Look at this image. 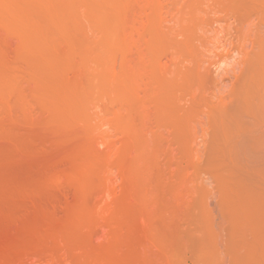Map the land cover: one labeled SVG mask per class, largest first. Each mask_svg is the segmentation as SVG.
Wrapping results in <instances>:
<instances>
[{
    "label": "rangeland",
    "instance_id": "rangeland-1",
    "mask_svg": "<svg viewBox=\"0 0 264 264\" xmlns=\"http://www.w3.org/2000/svg\"><path fill=\"white\" fill-rule=\"evenodd\" d=\"M263 120L264 0H0V264H264Z\"/></svg>",
    "mask_w": 264,
    "mask_h": 264
},
{
    "label": "bare ground",
    "instance_id": "bare-ground-1",
    "mask_svg": "<svg viewBox=\"0 0 264 264\" xmlns=\"http://www.w3.org/2000/svg\"><path fill=\"white\" fill-rule=\"evenodd\" d=\"M257 84H258V83H257ZM240 90H241V89H240ZM248 96H249V95H248ZM244 102H245V101H244ZM261 106H262V105H261ZM239 107H240V106H239ZM240 109H241V108H240ZM238 110H239V109H238ZM249 110H250V109H249ZM258 110H259V109H258ZM239 111H240V110H239ZM241 114H242V113H241ZM259 114H260V113H259ZM247 115H248V114H247ZM255 115H256V114H255ZM250 118H251V117H250ZM263 121H264V120H263ZM263 121H262V122H263ZM255 122H256V121H255ZM236 123H237V122H236ZM256 123H258V122H256ZM246 124H247V123H246ZM233 125H234V124H233ZM242 126H243V125H242ZM245 126H246V125H245ZM255 126H256V125H255ZM240 127H241V126H240ZM227 129H228V128H227ZM240 129H241V128H240ZM252 130H253V128H252ZM246 131H247V130H246ZM249 131H250V130H249ZM255 131H256V130H255ZM253 132H254V131H253ZM239 133H240V132H239ZM245 133H246V132H245ZM262 133H263V132H262ZM242 134H244V133H242ZM247 134H248V137H249V133H247ZM247 134H246L244 137H247ZM220 135H221V134H220ZM229 136H230V135H229ZM241 136H243V135H241ZM241 138L243 139V137H241ZM251 138H252V137H251ZM255 138H256V137H255ZM228 140H229V139H228ZM250 140H252V139H249V140L247 139L246 142H247V141L249 142ZM262 140H263V139H262ZM231 141H232V139H231ZM253 141H255L254 138H253V140H252V143H256V142H253ZM256 141H257V140H256ZM239 142H240V141H239ZM239 142H238V143H239ZM244 142H245V141H244ZM260 142H261V141H260ZM233 143H234V142H233ZM250 143H251V142H250ZM239 144H240V143H239ZM259 144H260V143H259ZM261 144H264V143H261ZM227 145H228V143H227ZM232 145H233V144H232ZM255 145H256V144H255ZM257 145H258V144H257ZM220 146H221V145H220ZM225 146H226V145H225ZM237 146H238V145H237ZM239 146H240V147H239L240 149H243V147L241 146V144H240ZM230 147H231V146H230ZM233 147H234V146H233ZM235 147H236V146H235ZM241 147H242V148H241ZM258 147H260V146H257V148H258ZM261 147H263V146H261ZM261 147H260V148H261ZM227 149H228V148H227ZM250 149H251V148H250ZM263 149H264V148H263ZM223 150H224V149H223ZM245 150H246V149H245ZM257 150L259 151V149H257ZM261 150H262V149H261ZM240 151H241V150H240ZM242 151H243V150H242ZM229 153H230V152H229ZM241 153H242V152H241ZM242 154H243V153H242ZM242 154H241V155H242ZM244 154H246V152H244ZM248 154H249V153H248ZM255 155H257V154H255ZM258 155H259V154H258ZM262 155H264V154L262 153ZM242 156H244V155H242ZM251 156H252V155H251ZM259 156H260V155H259ZM259 156H255V157H257L256 160H258ZM253 157H254V156H253ZM261 157H262V156H260V158H261ZM245 159H246V157H245ZM245 159H243V160L245 161ZM263 159H264V158H263ZM240 160H241V159H240ZM241 161H242V160H241ZM241 161H240V162H241ZM246 161H247V160H246ZM250 161H251V160L249 159V162H250ZM253 162H254V161H253ZM256 162H257V161H256ZM257 163H258V162H257ZM263 163H264V162H263ZM243 164H244V163H243ZM258 164H259V163H258ZM238 165H239V164H238ZM252 165H253V164H252ZM259 165H260V164H259ZM245 169H246V168H245ZM258 169H261V168L259 167ZM242 170H243V169H242ZM257 172H258V171H257ZM259 172H260V171H259ZM259 172H258V173H259ZM253 173H254V172H253ZM258 173H257V174H258ZM263 173H264V172H263ZM261 174H262V173H261ZM258 179H259V177H258ZM260 181H261V180H260ZM263 182H264V181H263ZM261 206H263V205L261 204ZM260 208H261V207H260ZM260 208H259V209H260ZM263 209H264V208H263ZM257 211H258V210H257ZM259 212H260V211H259ZM258 214H259V213H258ZM258 214H257V216H258ZM260 214H262V213H260ZM260 214H259V215H260ZM262 215H264V214H262ZM263 219H264V218H263ZM258 221H259V220H258ZM248 223H249V222H248ZM259 223H260V222H259ZM252 227H253V226H252ZM249 228H250V227H249ZM258 242H259V241H258ZM258 244H259V243H258ZM255 246H257V245H255ZM259 247H260V244H259ZM256 248H257V247H256ZM256 248H255V249H256ZM260 248H261V247H260ZM257 249H259V248H257ZM261 249H262V248H261ZM261 249H260V250H261ZM256 251H257V250H256ZM253 253H254V252H253ZM260 253H261V252H260ZM254 254H255V253H254ZM256 254H257V253H256ZM258 254H259V251H258ZM262 254H263V253H262ZM251 255H252V254H251ZM257 257H258V256H257ZM261 258H262V257H261ZM251 259H252V258H251ZM258 259H259V258H258ZM263 259H264V258H263ZM263 259H262V260H263ZM249 261H250V260H249ZM263 261H264V260H263ZM257 262H258V261H257ZM259 262H261V261H259ZM255 264H256V263H255Z\"/></svg>",
    "mask_w": 264,
    "mask_h": 264
}]
</instances>
